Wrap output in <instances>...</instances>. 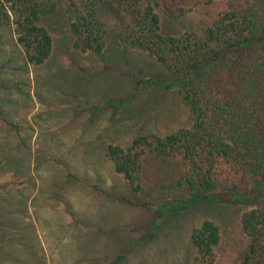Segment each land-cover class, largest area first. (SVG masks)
<instances>
[{
	"label": "rangeland",
	"instance_id": "obj_1",
	"mask_svg": "<svg viewBox=\"0 0 264 264\" xmlns=\"http://www.w3.org/2000/svg\"><path fill=\"white\" fill-rule=\"evenodd\" d=\"M55 3L43 19L52 51L41 66L26 63L12 29L0 27V264H190L189 236L203 220L220 230L216 264L239 260L249 244L241 227L249 207L196 205L147 236L155 217L148 204L177 195L162 189L166 169L153 163L136 193L105 150L188 128L187 109L177 89L159 91L172 80L162 64L123 46L113 13L101 16L110 35L96 55L73 47L72 10ZM224 7L215 0L177 20L161 16V31L201 34Z\"/></svg>",
	"mask_w": 264,
	"mask_h": 264
},
{
	"label": "trees",
	"instance_id": "obj_2",
	"mask_svg": "<svg viewBox=\"0 0 264 264\" xmlns=\"http://www.w3.org/2000/svg\"><path fill=\"white\" fill-rule=\"evenodd\" d=\"M214 1L65 0L73 13L68 28L75 49L103 52L110 31L101 16L110 11L123 46L148 52L162 64L172 80L159 91L177 89L187 109L188 128L138 135L126 147L109 144L105 150L114 172L136 193L153 163L166 169L162 189L177 195L148 204L155 217L147 236L196 205H241L249 207L241 216L249 244L231 264H264V0H225L201 34L175 37L160 27L161 16L177 20ZM55 9V0H0V27L12 29L32 66L51 55L52 37L43 19ZM189 239L195 250L190 264H216L215 223L203 220ZM122 259L124 254L111 263Z\"/></svg>",
	"mask_w": 264,
	"mask_h": 264
}]
</instances>
